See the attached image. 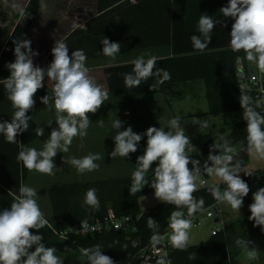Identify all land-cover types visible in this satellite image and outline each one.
I'll use <instances>...</instances> for the list:
<instances>
[{"label": "clouds", "instance_id": "9594fccd", "mask_svg": "<svg viewBox=\"0 0 264 264\" xmlns=\"http://www.w3.org/2000/svg\"><path fill=\"white\" fill-rule=\"evenodd\" d=\"M223 17H231L234 23L230 31V47L233 51H243L245 59L253 63L258 71L264 74V0H229L227 6L219 9ZM218 21L212 16L202 14L198 21L200 35H192L190 40L193 48L199 51L205 50L211 40L214 28ZM226 26V24L224 25ZM14 62L6 65L10 76L0 81L7 93V98L14 109L9 121L0 122V135L6 142L17 143V136L28 131L31 116L27 113L35 107L34 99L37 91L44 87V80L54 82L53 95L41 97V103L49 105L53 102L56 112L55 122L58 128H53L49 139L42 150L25 147L19 151L17 160L22 162L29 171L41 174L54 175L56 165L54 157L58 152L66 153L75 137H85L88 134L91 120L89 114H95L108 99V92L89 75L86 66L87 56L82 49L71 51L62 40H56L52 48L53 60L46 67L35 65L33 58L39 53L31 48V40L16 39L13 41ZM102 54L115 59L121 52L119 42H111L107 37L101 40ZM158 58L149 54L145 60L140 56L131 64L132 72L123 74L126 88L139 87L149 78H156V83L150 85V90L171 79L168 70L157 68ZM240 105L243 109V119L247 122L248 151L259 160H264V115L251 106V98L248 95L240 97ZM259 107V104L256 105ZM201 127H207L206 122L198 119ZM124 122L118 118L113 121L112 128L116 130L114 135L115 148L110 153L111 158H128L130 153L138 150V144L144 136L147 137V146L143 155L137 157V167L132 173L130 195H135L148 184L146 173L153 169L154 162L158 166L154 168V177L150 187L154 189V196L163 203L175 205L177 210L171 212L168 227L170 245L177 250H186L190 243V230L193 220L198 212L205 211V201L201 197L197 199L193 194L198 190L196 180L201 173L200 161L191 159L192 151H197L191 144L185 128L180 125V117L177 116L168 122V130L163 127L150 126L145 133L137 134L131 126L121 131ZM44 128L37 127V136H43ZM223 144H213L203 165V171L208 176H215L222 181L226 188L220 190L219 185H211L209 191L219 203H226L231 209L240 212L250 188L239 173L241 163L236 160L237 150L230 146L228 141L221 137ZM222 148V153L213 155L212 150ZM99 153H89L82 158L73 157L70 161L79 174L92 172L99 169L96 161L101 160ZM208 161L211 162L209 166ZM192 167H189V165ZM251 176V173H245ZM203 183V181H201ZM37 190L21 185L19 195L14 197L10 208L0 210V264H63V260L56 255L55 247H46L43 236L33 234L32 229L40 230L49 221L45 218L37 202ZM85 204L93 209H99L97 189L90 188L85 194ZM187 209V218L183 209ZM250 221H254V227L260 226L264 231V187L253 193V202L249 205ZM149 229H157L155 219L148 218ZM164 237L154 232L151 237L153 245L160 244ZM248 260H258L260 251L248 239L238 238L235 241ZM251 245V247H250ZM35 246L34 251L30 249ZM82 256L87 258L88 264H114L111 257L102 254L101 246L80 249ZM191 258V257H190ZM156 264H171L165 257L157 260Z\"/></svg>", "mask_w": 264, "mask_h": 264}, {"label": "trees", "instance_id": "16d2710c", "mask_svg": "<svg viewBox=\"0 0 264 264\" xmlns=\"http://www.w3.org/2000/svg\"><path fill=\"white\" fill-rule=\"evenodd\" d=\"M229 0H98V13L88 21L92 24L104 20H110L117 15L119 7L126 11L133 10L135 13V24H126L125 28H135L134 42L141 44V48L151 45H167L171 54L158 58L156 67L163 68L170 72L171 79L150 90V85L156 83V78H149L142 82L139 87L126 88L124 84L125 73L132 72L131 63L120 64L102 69L89 71V75L102 86L108 93H144L146 97L158 92L166 91L169 88L183 82L202 79L207 85V99L209 101L210 113L237 112L238 119L232 125V142L241 141L242 149L248 150L247 144V122L243 119V109L240 105V97L243 95L239 89L236 77V63L239 56L245 57V53L233 51L230 47V31L234 23L231 17L225 18L219 11L227 6ZM42 0H29L22 13L15 12L18 21L9 36L4 48L0 52V81L10 76L6 65L14 62V40H31V48L35 51L38 39L37 31L32 30L33 24L40 12ZM202 14L212 16L218 23L214 28L212 40L209 46L199 51L193 48L190 37L200 35L198 32V21ZM129 15V14H127ZM226 24V26H224ZM80 28H76L64 40L67 45L77 35ZM100 36L102 32H95ZM90 35V34H87ZM94 41L97 38H93ZM55 41V39H54ZM53 41V42H54ZM48 45L42 47L38 57L33 58L35 65L41 67L45 54H48ZM52 55V51H51ZM53 56V55H52ZM54 82L45 77L44 87L35 94V107L27 115L31 116L28 131L18 134L17 143L6 142L3 135H0V208L6 209L19 195L21 182L29 175L22 162L17 160V155L22 148L30 147L35 141H44L49 137L47 129L43 136H37L35 129L40 127L33 116V112L41 103V97L53 95ZM251 106H253L251 104ZM256 111L264 115L260 107L253 106ZM14 109L7 98L4 86L0 83V122L9 121L12 118ZM42 128V127H41ZM201 148V155L195 160L200 161L201 173L203 165L207 161L210 148L216 141L211 136H205ZM217 145V144H216ZM230 145V144H229ZM147 146V138L138 144L136 152L135 169L137 157ZM222 153V148L213 149L212 154ZM209 166L211 162L208 161ZM189 167H192L190 164ZM245 173H251V176ZM264 169L250 170L243 172L240 177L250 186L263 176ZM154 172L148 171L146 178L148 184L141 192L130 195L129 189L132 184V174L104 179H89L74 182L56 184L49 188H42L39 192L48 193L53 209L54 219L49 220L52 224H59L63 219L67 223L77 226L82 220L92 218L91 207L84 202L88 189H97L99 209H96L95 216L102 217L107 213L109 207H113L117 214L140 215L137 219V229L126 231L124 229H112L94 234H71L68 237H60L50 225L43 229L30 231L33 234L43 236L46 247H55L56 252L63 255V264H88L87 258L82 256L80 249L100 245L102 254L111 257L114 264H141L140 250L146 244H151V237L156 231L164 229L168 223L171 212L177 210L175 205L157 202L153 206L143 209L140 205V198L154 189L150 187ZM219 185L224 191L226 185L222 181L212 184H205L198 188L193 194L197 199L203 198L205 209L217 203L208 190L211 185ZM2 209V210H3ZM187 209L184 208L185 212ZM251 215L247 210L227 226L212 233L205 241L189 244L186 250H177L171 245L168 246V254L165 257L171 264H232L243 250L238 247L235 241L238 238L252 241L256 237H264V231L260 226L254 227V221L248 217ZM153 218L157 222V229H149L147 219ZM243 232V233H242ZM191 257V258H190Z\"/></svg>", "mask_w": 264, "mask_h": 264}, {"label": "rangeland", "instance_id": "374dc122", "mask_svg": "<svg viewBox=\"0 0 264 264\" xmlns=\"http://www.w3.org/2000/svg\"><path fill=\"white\" fill-rule=\"evenodd\" d=\"M1 4L6 6V3L2 0H0V7H2ZM1 9L0 38L3 37V34L7 33L9 26L12 24L10 15L3 13ZM146 51L151 50L146 49ZM207 88L204 80L199 79L180 83L166 91L158 92L148 97L144 93H108V99L104 102V105L95 114H89L91 124L88 128L87 136L75 137L68 152H58L56 157H54V163L57 167L54 169L55 174H41L33 170L29 178V183L31 184L29 186L34 188L44 185L47 188L65 182L104 179L132 174L135 171L136 152L130 153L128 158L118 156L113 159L110 156V153L115 148L113 137L116 134V130L112 128V123L117 118L124 122L123 127L120 129L121 131L131 126L135 133L141 134L145 133L150 126L164 128L163 124H166L168 128V122L179 116L181 127L185 128V134L189 136L191 144L197 150L189 153L191 159H196L201 155L205 136L213 137L217 146L223 144V140L221 139L223 137L228 141L230 146L237 150L235 159L241 163V172L239 174L260 168L264 169V160H259L253 153L243 150L241 141L232 142L230 132L232 125L238 119L237 112H209ZM36 118L39 126L46 128L49 135L53 128H58L55 122L56 112L53 103L40 108L36 114ZM197 119L201 122H206L207 127H201L199 123H194V120ZM145 138L146 136L142 140ZM35 143H38L36 149L42 150L46 142L36 141ZM145 148L137 154L143 155ZM89 153H99L102 157L101 160L96 161L100 165L96 171L79 174L70 162H64L70 161L73 157L82 158ZM156 166H158V162H154L152 165L153 169H150V172H154ZM198 178L200 180H207V184L219 180L215 176H205L203 173H200ZM258 183L264 187L263 181H258ZM196 184L199 185L198 181H196ZM39 202L44 215L49 220H53L54 214L48 193L40 195ZM157 202L160 201L155 198L154 192L140 198V205L143 209H147ZM222 204L224 205L225 203ZM214 210L216 211L217 207ZM91 212L94 213L93 208H91ZM216 224L215 217L211 218L203 215L201 223L193 225L190 230L189 244L205 241L211 235V229ZM218 224L220 227L225 225L221 222L219 223V221ZM263 243L258 238L253 242L259 250ZM56 255L62 259L63 255L59 254V252H56ZM260 257L259 255L258 260H248L246 254L242 253L241 258L238 260L237 258L233 259V264H262Z\"/></svg>", "mask_w": 264, "mask_h": 264}, {"label": "crops", "instance_id": "0c3cea01", "mask_svg": "<svg viewBox=\"0 0 264 264\" xmlns=\"http://www.w3.org/2000/svg\"><path fill=\"white\" fill-rule=\"evenodd\" d=\"M6 3V6L0 7L3 13H7L11 18V26H9L7 33L3 34V37L0 38V52L4 48L9 36L11 35L18 18L15 16V12L22 13L28 4L29 0H2ZM136 0H131V2H135ZM5 10V11H3ZM98 13V0H42V6L40 12L33 24L32 30L37 31L38 39L35 40V51L40 52L42 47L46 44L48 45V54H45V58L41 64L42 68H46L53 60V56L51 55V50L55 44L56 40H64L68 35L72 33L76 28H80L83 31H79L77 35L72 39L71 43L67 46L69 48V54L71 51H75L78 49H82L87 56L86 66L89 70L94 69H102L104 67H111L125 63H131L134 59L144 56L145 60L149 58V54L152 56H156L157 58L170 55L171 50L167 45H151L145 48H141V44H135L134 42V27L125 28L126 24L132 25L135 24V13L133 10L126 11L125 8L119 7L117 11V15L111 18L110 20H104L101 22H96L92 24V28L89 33L88 30L91 27L88 24V21L92 19V17ZM129 14V15H127ZM93 30L95 32H104L100 36L94 35ZM90 34V35H87ZM103 37H107L111 42H119L121 44V52H119L115 59L110 57H106L102 54L103 45L101 40ZM93 38H97L94 41ZM55 39V41H54ZM67 39V38H66ZM54 41V42H53ZM149 49L151 51H146ZM144 50V51H142ZM38 57V56H36ZM35 58V57H34ZM53 103L51 100L49 104ZM46 105L39 106L33 112V116L37 121L36 114L40 108H43ZM38 123V121H37ZM39 125V123H38ZM164 125V129L168 130L166 124ZM46 129V128H45ZM205 135V134H204ZM147 138V137H146ZM36 142V141H35ZM32 143L30 148H36L38 143ZM44 142H47V140ZM136 157V156H135ZM31 177V171L29 172L26 180L21 182V185L29 186V178ZM199 185L197 187H201V185L207 184L206 182L203 184L199 178L197 180ZM220 181V180H218ZM217 181V182H218ZM215 183V182H212ZM211 183V184H212ZM51 187V186H50ZM261 184L257 182L251 184L249 186L250 192L244 197L243 206L240 209V212L231 209L229 205L226 203L223 205L218 202L217 212L215 211L214 215L211 218H216L217 224L212 227L213 229H220L231 222H233L236 218L242 215L244 212L249 210V205L253 202V193H255L259 188H261ZM46 188V186L42 185L39 187H34L37 190V202L40 207L39 197L42 194L39 192L40 189ZM49 188V187H47ZM11 206V205H10ZM8 206V208H10ZM3 208H0L2 210ZM43 212V209L40 207ZM44 214V213H43ZM45 218L48 220L46 215ZM219 223L225 224L220 227ZM212 234V233H211ZM261 239L264 242V237H256L252 240L255 242L256 239ZM194 244V243H193ZM35 246H33L30 251H34ZM260 251V261L264 264V243L261 246ZM242 251L236 258L237 260L241 258ZM235 258V259H236ZM234 260L232 261L233 264ZM249 264V263H248ZM252 264V263H250Z\"/></svg>", "mask_w": 264, "mask_h": 264}, {"label": "built area", "instance_id": "2783aa9c", "mask_svg": "<svg viewBox=\"0 0 264 264\" xmlns=\"http://www.w3.org/2000/svg\"><path fill=\"white\" fill-rule=\"evenodd\" d=\"M236 77L239 85V89L243 95H248L251 98V104L259 107L264 112V74L260 73L256 66L248 62L243 56L237 58L236 63ZM203 184L206 180L202 179ZM258 181L264 182V174L259 177ZM218 202L208 207L203 212L196 213L193 225L201 223V217L206 215L211 217L214 215ZM96 209L92 213L90 220H82L77 226L71 223L65 222L63 219L59 220V224H52L49 222L50 227L60 237H68L71 234H94L96 232H103L112 229H124L126 231H134L137 229L136 221L140 218V215L134 214H117L113 207H109L107 213L98 217L95 216ZM185 217L187 218V210L185 211ZM168 223L164 229L158 232L163 238L160 244L153 245L146 244L140 250L141 264H156L157 260L161 257H166L168 254L169 233L171 229L168 227ZM219 229H213L212 233H216Z\"/></svg>", "mask_w": 264, "mask_h": 264}]
</instances>
